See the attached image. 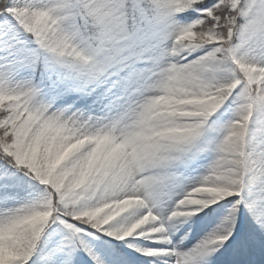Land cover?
Returning <instances> with one entry per match:
<instances>
[{"label":"snow or ice","instance_id":"obj_1","mask_svg":"<svg viewBox=\"0 0 264 264\" xmlns=\"http://www.w3.org/2000/svg\"><path fill=\"white\" fill-rule=\"evenodd\" d=\"M257 250L264 0H0V264Z\"/></svg>","mask_w":264,"mask_h":264},{"label":"rangeland","instance_id":"obj_2","mask_svg":"<svg viewBox=\"0 0 264 264\" xmlns=\"http://www.w3.org/2000/svg\"><path fill=\"white\" fill-rule=\"evenodd\" d=\"M203 231L201 228L197 227L193 230L192 234H190L189 239L184 242L185 246L191 247L192 244L196 242L197 239L203 235ZM181 233H177V236ZM247 264H264V254H262L259 250L254 252L252 255L246 257Z\"/></svg>","mask_w":264,"mask_h":264},{"label":"trees","instance_id":"obj_3","mask_svg":"<svg viewBox=\"0 0 264 264\" xmlns=\"http://www.w3.org/2000/svg\"><path fill=\"white\" fill-rule=\"evenodd\" d=\"M223 212H224V210H223V209H221V210H220V215H223ZM117 243H122V242H120V241H117ZM129 251H131V250H129Z\"/></svg>","mask_w":264,"mask_h":264}]
</instances>
